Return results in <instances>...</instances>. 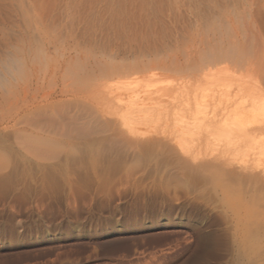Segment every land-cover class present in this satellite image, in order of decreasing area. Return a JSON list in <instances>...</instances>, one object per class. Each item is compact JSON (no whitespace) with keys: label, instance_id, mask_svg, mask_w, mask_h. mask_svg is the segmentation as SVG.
<instances>
[{"label":"rangeland","instance_id":"1","mask_svg":"<svg viewBox=\"0 0 264 264\" xmlns=\"http://www.w3.org/2000/svg\"><path fill=\"white\" fill-rule=\"evenodd\" d=\"M263 46L264 0H0V264H264L263 217L154 141Z\"/></svg>","mask_w":264,"mask_h":264},{"label":"bare ground","instance_id":"2","mask_svg":"<svg viewBox=\"0 0 264 264\" xmlns=\"http://www.w3.org/2000/svg\"><path fill=\"white\" fill-rule=\"evenodd\" d=\"M244 58L239 57L232 70L226 69L219 73L206 68L204 77L199 78L206 82V88L186 95L184 103L182 93L176 92L179 90L164 97L159 110L177 114L183 119L182 125L168 132L156 133L161 136H155L154 139L155 145H163L169 151L172 150L171 142L180 146V139L184 144L195 147L194 151L190 148L192 153L190 151L191 154L184 161L183 157L179 159L181 168L184 172H201L210 180L213 189L227 193L226 201L239 202L238 211L233 212L236 224L242 220H251L254 213L263 217L264 221V66L257 67L258 62L264 63V46L249 61L254 67L247 66ZM135 73L126 77L130 79L129 85L133 82ZM231 78L239 82L232 92L226 89V83ZM137 79H134L136 83L139 82ZM136 83H132L135 86H130L133 88L130 97L139 100L143 91L140 89L141 85ZM259 92L261 96L255 99L254 96ZM187 93L191 92L188 90ZM245 99L251 101L248 105L240 106ZM114 113L123 118L127 116L121 111ZM141 126L143 125L130 129L128 136L122 135L123 139L128 142L140 138Z\"/></svg>","mask_w":264,"mask_h":264}]
</instances>
